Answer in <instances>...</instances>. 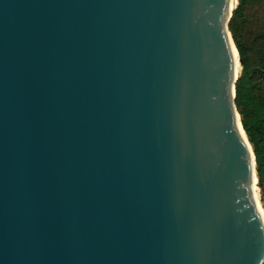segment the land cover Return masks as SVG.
<instances>
[{
	"label": "water",
	"instance_id": "95a60500",
	"mask_svg": "<svg viewBox=\"0 0 264 264\" xmlns=\"http://www.w3.org/2000/svg\"><path fill=\"white\" fill-rule=\"evenodd\" d=\"M232 4L0 0V264L264 263Z\"/></svg>",
	"mask_w": 264,
	"mask_h": 264
},
{
	"label": "trees",
	"instance_id": "16d2710c",
	"mask_svg": "<svg viewBox=\"0 0 264 264\" xmlns=\"http://www.w3.org/2000/svg\"><path fill=\"white\" fill-rule=\"evenodd\" d=\"M228 29L243 61L234 103L253 148L264 208V0H238Z\"/></svg>",
	"mask_w": 264,
	"mask_h": 264
},
{
	"label": "bare ground",
	"instance_id": "6f19581e",
	"mask_svg": "<svg viewBox=\"0 0 264 264\" xmlns=\"http://www.w3.org/2000/svg\"><path fill=\"white\" fill-rule=\"evenodd\" d=\"M237 3H238V0H233L232 8L236 7ZM231 46H232V50H233L235 73L238 76L240 74V71H241V65L239 63V58H238L239 55H238L237 50L235 49L234 45L232 44V42H231ZM251 188H252L255 200L257 201V204L259 206V209H260L262 215L264 216V210L261 207V204H260V201H259V194H258V192H259V183H258V176L256 174L254 175V177L252 179Z\"/></svg>",
	"mask_w": 264,
	"mask_h": 264
},
{
	"label": "rangeland",
	"instance_id": "374dc122",
	"mask_svg": "<svg viewBox=\"0 0 264 264\" xmlns=\"http://www.w3.org/2000/svg\"><path fill=\"white\" fill-rule=\"evenodd\" d=\"M258 194H259V201H260V204H261V206H262V208H263V202H262V191H261L260 186H259V192H258Z\"/></svg>",
	"mask_w": 264,
	"mask_h": 264
}]
</instances>
